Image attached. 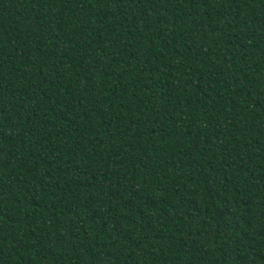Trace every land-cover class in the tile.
Here are the masks:
<instances>
[{"label": "trees", "instance_id": "obj_1", "mask_svg": "<svg viewBox=\"0 0 264 264\" xmlns=\"http://www.w3.org/2000/svg\"><path fill=\"white\" fill-rule=\"evenodd\" d=\"M0 264H264V0H0Z\"/></svg>", "mask_w": 264, "mask_h": 264}]
</instances>
